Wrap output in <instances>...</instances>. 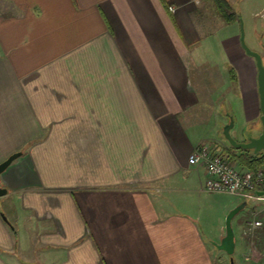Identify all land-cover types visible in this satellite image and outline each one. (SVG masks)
<instances>
[{"label":"crops","instance_id":"obj_1","mask_svg":"<svg viewBox=\"0 0 264 264\" xmlns=\"http://www.w3.org/2000/svg\"><path fill=\"white\" fill-rule=\"evenodd\" d=\"M229 2L245 4L264 61L252 22L264 25V0ZM221 10L0 0V162L23 151L0 176V264H225L224 226L201 202L207 170L189 156L227 148L229 108L246 121L261 108L241 20Z\"/></svg>","mask_w":264,"mask_h":264},{"label":"rangeland","instance_id":"obj_2","mask_svg":"<svg viewBox=\"0 0 264 264\" xmlns=\"http://www.w3.org/2000/svg\"><path fill=\"white\" fill-rule=\"evenodd\" d=\"M241 1V0H240ZM228 2V8H230V11L236 12L240 19H242L243 27H244V36L245 41L248 46H250V34H251V23L249 19V12L245 11V4L243 8L241 9V13L239 9L235 8L229 0ZM237 2V0H236ZM210 3V2H208ZM252 22L255 24L257 23V36H256V46H258L263 52H264V25L262 23V18L259 16L258 18H253ZM263 25V27H262ZM240 31L242 29L240 24ZM248 33V35H247ZM259 52V51H258ZM224 110H227L229 107L224 106ZM233 118L235 119V126L232 129V135L240 142L248 141L250 137L252 136H258L261 133L262 130V121L261 118L257 119L256 121L250 120L246 121V119H241V115L235 110L228 109ZM230 114V115H231ZM213 115V112L210 114V117ZM226 117L223 119V124L225 125L227 121ZM220 134L223 138V140L229 145L226 138L223 137V129L220 130ZM152 197L155 196V192L151 194ZM180 197V194H178ZM236 195V194H235ZM234 194H215L213 192H205L201 197L202 203H207L208 205H211V207H220L221 204L229 203L230 206L228 209L223 211L222 209L219 210L220 218H218V215H214L213 210L211 207L209 208V214H210V222H211V228L214 230L223 227V234L226 233L225 229V223H226V216L229 213V211L236 206L235 204H239L243 201L241 198L238 197V195L235 196ZM174 196V195H173ZM175 197V196H174ZM170 198V197H169ZM172 198V197H171ZM181 198V197H180ZM238 202V203H237ZM205 205V204H204ZM264 214V201L260 202H252L249 201L248 205L241 211L239 214L233 219V225L235 227L236 232V240H238V246L237 251L235 252V258L238 262V264H264V226L250 229L248 222L252 219L260 218ZM220 228V229H221ZM217 232V231H216ZM215 239H213V242H218L221 240V237L216 233ZM214 249L219 251L221 254L225 256V264H230L229 255L224 252L223 250H219L216 246H214ZM248 257V259H247ZM247 260H246V259Z\"/></svg>","mask_w":264,"mask_h":264},{"label":"built area","instance_id":"obj_3","mask_svg":"<svg viewBox=\"0 0 264 264\" xmlns=\"http://www.w3.org/2000/svg\"><path fill=\"white\" fill-rule=\"evenodd\" d=\"M171 9H174L171 7ZM189 160L194 165H204L208 178L204 187L210 192L236 194L243 200L264 201V167L248 168L232 162L222 151L213 150L209 145H198L190 154ZM250 229L264 226V214L248 222ZM248 259V257H247Z\"/></svg>","mask_w":264,"mask_h":264},{"label":"water","instance_id":"obj_4","mask_svg":"<svg viewBox=\"0 0 264 264\" xmlns=\"http://www.w3.org/2000/svg\"><path fill=\"white\" fill-rule=\"evenodd\" d=\"M241 43L245 48L246 52L255 57L258 67V84H259V95H260V108H261V121H262V131L258 136H252L248 141L240 142L232 135V129L235 126V119L231 116L230 120L223 127V135L226 140L236 148L253 149L254 152L264 151V61L263 56L260 52L253 50L247 45L244 36V27L241 20ZM23 151H17L11 154L7 159L0 162V176L8 168V166L20 155ZM8 193V189L0 184V196ZM258 195H264V190H258L256 192ZM249 201L243 200L234 208H232L226 216L225 229L226 233L221 238L220 242H215L218 249L224 250L230 259V264H238L235 258L236 251V232L233 226V219L241 212L247 205ZM3 218L8 221V218L3 214Z\"/></svg>","mask_w":264,"mask_h":264},{"label":"trees","instance_id":"obj_5","mask_svg":"<svg viewBox=\"0 0 264 264\" xmlns=\"http://www.w3.org/2000/svg\"><path fill=\"white\" fill-rule=\"evenodd\" d=\"M218 5L222 9L221 13L226 23L240 19V16L236 12L230 11L227 0H218ZM222 153L230 157L232 162L239 163L241 166L252 169L264 167V151L256 153L253 149L236 148L229 143L227 148L222 150Z\"/></svg>","mask_w":264,"mask_h":264}]
</instances>
